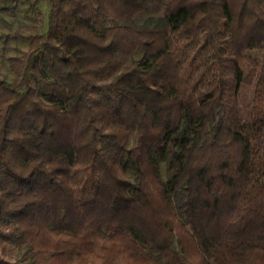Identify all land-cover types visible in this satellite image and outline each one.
<instances>
[{
  "label": "trees",
  "instance_id": "trees-1",
  "mask_svg": "<svg viewBox=\"0 0 264 264\" xmlns=\"http://www.w3.org/2000/svg\"><path fill=\"white\" fill-rule=\"evenodd\" d=\"M47 2L0 79V264H264V0Z\"/></svg>",
  "mask_w": 264,
  "mask_h": 264
},
{
  "label": "rangeland",
  "instance_id": "rangeland-1",
  "mask_svg": "<svg viewBox=\"0 0 264 264\" xmlns=\"http://www.w3.org/2000/svg\"><path fill=\"white\" fill-rule=\"evenodd\" d=\"M47 0H0V79L11 82L14 79L9 69V59L27 51L28 37L47 32L49 14ZM163 172V171H162ZM23 249H13L6 260L20 261ZM1 257V255H0Z\"/></svg>",
  "mask_w": 264,
  "mask_h": 264
}]
</instances>
